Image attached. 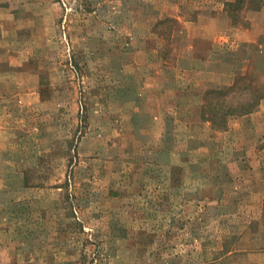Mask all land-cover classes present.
<instances>
[{
  "label": "rangeland",
  "instance_id": "374dc122",
  "mask_svg": "<svg viewBox=\"0 0 264 264\" xmlns=\"http://www.w3.org/2000/svg\"><path fill=\"white\" fill-rule=\"evenodd\" d=\"M234 1L0 0L57 111L52 135L29 127L13 149L27 171L5 177L0 264H199L223 242L239 250L219 264H264V122L252 116L264 97L225 127L210 121L225 101L264 95V0L230 15ZM245 42L255 53L226 85ZM195 48L198 72L175 78L201 88V111L169 81Z\"/></svg>",
  "mask_w": 264,
  "mask_h": 264
},
{
  "label": "crops",
  "instance_id": "0c3cea01",
  "mask_svg": "<svg viewBox=\"0 0 264 264\" xmlns=\"http://www.w3.org/2000/svg\"><path fill=\"white\" fill-rule=\"evenodd\" d=\"M195 12V11H194ZM16 17L13 10L6 9V7L0 6V177L3 176V183L0 182V206L5 204L9 205L12 203V198H4L5 190L10 189L12 186L6 184L5 177L6 174H15L19 173L21 176L27 171L25 167L22 168V164L17 165L12 162L13 149H18L20 146L17 145L18 142H23L31 138L29 133V127L34 128L36 132L40 131L46 134H53L54 130L52 129L53 120L57 118V111L54 113L53 103L44 96V90L42 87L41 72L37 69V66H29L28 62L30 60L29 56L26 53L21 51L19 45H21L20 40H18L16 34L19 32L18 21L11 18ZM153 24H149V32H151ZM184 30L185 28L180 25ZM182 30V32H183ZM184 36L187 37L185 42L196 46L195 43L202 41L198 37H193L188 31L185 32ZM211 46L210 54L214 52L213 43L206 42ZM247 46H244L240 52L239 59L230 70L229 75L231 78L228 80L226 85H232L234 78L236 76L242 75L246 72L248 66V59L255 53V46H252V43H246ZM200 52L195 49H189L187 53V58L181 57L177 59V62L172 66H169L171 73L172 84L171 90L176 93L179 90L189 91L193 94L195 98V103L193 107L198 111H201L203 105V93L200 90L201 88L198 85L192 87L190 90L188 86H180V81L175 78L176 74H181L183 71H194L198 72L197 69H192L196 64V61L200 58L197 56ZM163 58V57H162ZM156 61H159L158 56ZM216 62L217 58L211 59ZM173 68V70H171ZM164 70V69H159ZM167 70V71H169ZM158 72V71H157ZM157 74L160 75L158 72ZM163 74V73H162ZM161 74V75H162ZM163 76V75H162ZM178 84L176 85V83ZM231 83V84H230ZM213 84H211L212 86ZM155 87L157 98L155 100L156 105L154 107L157 110H164L165 105L162 102L158 101V93L165 92L168 88L166 85H163V82H159ZM181 87V88H180ZM151 91V90H146ZM179 94L178 98H181ZM178 99V102L175 105V110L180 108L181 100ZM149 105V104H148ZM180 105V106H179ZM192 107V106H191ZM248 115H246L247 117ZM253 117H257L258 122H264V105L261 104L259 110L255 112ZM57 132V131H56ZM21 144V143H20ZM23 180V177H20ZM25 179V176H24ZM20 180V181H21ZM22 182V181H21ZM26 187V184L23 187ZM22 185H19L21 188ZM226 235H229L227 232ZM239 249L234 247V245H228L223 242L219 247L212 246L211 254H213L209 260H202L199 264H219L224 257L238 252ZM251 249L244 248L240 249L243 253L250 251ZM250 254V253H249Z\"/></svg>",
  "mask_w": 264,
  "mask_h": 264
},
{
  "label": "trees",
  "instance_id": "16d2710c",
  "mask_svg": "<svg viewBox=\"0 0 264 264\" xmlns=\"http://www.w3.org/2000/svg\"><path fill=\"white\" fill-rule=\"evenodd\" d=\"M245 4V0H235L234 2H228L227 3V9L229 11V14L230 12L232 13V9L231 8H234V7H237V6H244ZM232 15V14H230ZM176 25H179L178 23ZM237 84V83H236ZM236 84L232 87L230 86L228 89L226 90H217V91H212L211 94H220V96H226L228 93L232 92L235 87H236ZM253 86V84H252ZM254 89L256 90V86H254ZM264 95L262 97L260 96H251V98H248V99H242L241 102H239L238 104L236 105H232L230 104L229 102L225 101L223 103L220 104L221 106V122L220 123H217L214 118L210 119V121L213 122L214 125L216 126H219V127H225L226 125V120L225 118L230 114H247L249 113L250 111H252L253 108H255L257 106V104L259 103V101L261 100V98H263ZM219 110V109H218ZM217 110V111H218ZM216 115V114H214ZM214 117V116H213Z\"/></svg>",
  "mask_w": 264,
  "mask_h": 264
}]
</instances>
